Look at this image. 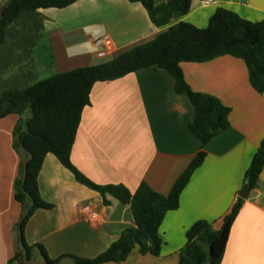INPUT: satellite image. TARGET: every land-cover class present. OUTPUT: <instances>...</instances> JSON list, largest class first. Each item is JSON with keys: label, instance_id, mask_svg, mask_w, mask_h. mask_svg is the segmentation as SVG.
I'll return each mask as SVG.
<instances>
[{"label": "crops", "instance_id": "0c3cea01", "mask_svg": "<svg viewBox=\"0 0 264 264\" xmlns=\"http://www.w3.org/2000/svg\"><path fill=\"white\" fill-rule=\"evenodd\" d=\"M217 8L250 22L264 19V0H214L209 5L191 0L186 15L162 27L150 21L140 4L127 0H78L65 9L40 11L47 66L52 75L103 63L153 40L180 21L206 28ZM104 35L111 38L113 51L97 58L94 41ZM180 67L194 92L211 95L230 108L229 127L204 146L189 131L191 103L175 93L174 81L163 69L146 68L94 84L90 105L82 111L70 160L97 185H123L134 192L144 182L167 195L192 158L201 150L206 153L181 192L178 208L167 212L160 224L159 256L133 251L123 262L105 264H178L185 233L193 223L204 220L214 230L221 228L264 138V92L252 89L242 60L221 56ZM37 74L34 67L32 78ZM17 120L15 114L0 119V264H15L10 260L16 251L14 228L21 214L14 182L26 158L11 146ZM38 189L42 200L54 208L34 212L24 239L28 246L41 244L52 259L66 254L93 258L134 226L128 205L110 196L104 205L98 193L77 183L51 154L38 175ZM83 204L100 214L99 224L91 226L82 219L78 207ZM33 258L28 264H37ZM59 264L73 263L63 259ZM221 264H264V167L257 188L250 191L233 222Z\"/></svg>", "mask_w": 264, "mask_h": 264}, {"label": "trees", "instance_id": "16d2710c", "mask_svg": "<svg viewBox=\"0 0 264 264\" xmlns=\"http://www.w3.org/2000/svg\"><path fill=\"white\" fill-rule=\"evenodd\" d=\"M78 0H8L0 10V60L11 29L20 25L17 48L29 58L41 36L40 11L65 9ZM138 3L156 27L186 15L191 0H127ZM221 56L244 62L249 83L257 93L264 92V19L250 22L224 8H217L206 28L199 29L178 22L153 40L135 46L103 63L55 73L25 87L10 86L0 92V119L15 114L18 120L12 132V148L21 152L14 182V199L21 207L15 225L16 251L10 263L28 264L37 251L44 264H59L70 259L73 264H105L123 262L133 251L140 255L159 256L162 238L160 224L167 212L176 210L179 197L194 171L201 166L206 153L199 151L179 175L167 195H162L142 182L134 192L123 185H97L85 177L71 162L70 154L82 111L90 105V92L96 83L111 82L146 68L167 71L174 81V91L185 96L193 107L190 133L204 146L229 127L230 108L219 99L194 92L186 83L180 64L204 63ZM53 155L80 185L98 193L104 205L107 196L130 207L134 226L125 229L104 252L93 258L61 255L48 256L41 244L28 246L24 230L36 210H52L54 206L40 197L38 175L46 155ZM264 167V138L244 173L243 185L251 190L258 186ZM244 200L237 197L223 217L222 226L198 220L185 233V244L179 250L178 264H221L229 233Z\"/></svg>", "mask_w": 264, "mask_h": 264}, {"label": "rangeland", "instance_id": "374dc122", "mask_svg": "<svg viewBox=\"0 0 264 264\" xmlns=\"http://www.w3.org/2000/svg\"><path fill=\"white\" fill-rule=\"evenodd\" d=\"M7 1L0 0V10ZM20 29L19 24H16L11 29L12 36L8 38L7 43L2 48V60H0V92L12 85L25 87L28 84L45 79L51 75L50 69L47 66L49 60L48 51L45 48L41 36L36 41L30 57L26 58L16 46V42L18 41L17 34ZM34 67L38 70L36 78H32ZM33 260L37 264L43 262L37 251L34 253Z\"/></svg>", "mask_w": 264, "mask_h": 264}, {"label": "built area", "instance_id": "2783aa9c", "mask_svg": "<svg viewBox=\"0 0 264 264\" xmlns=\"http://www.w3.org/2000/svg\"><path fill=\"white\" fill-rule=\"evenodd\" d=\"M214 0H201L202 4L209 5ZM94 46L97 48L96 57L105 58L112 54L113 43L108 35H104L94 41ZM82 219L91 226H96L102 219L100 214L89 204H83L78 207Z\"/></svg>", "mask_w": 264, "mask_h": 264}, {"label": "water", "instance_id": "95a60500", "mask_svg": "<svg viewBox=\"0 0 264 264\" xmlns=\"http://www.w3.org/2000/svg\"><path fill=\"white\" fill-rule=\"evenodd\" d=\"M250 191V187L247 184L244 185L239 194L240 198H242L243 200H247L249 198Z\"/></svg>", "mask_w": 264, "mask_h": 264}]
</instances>
